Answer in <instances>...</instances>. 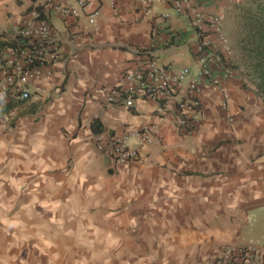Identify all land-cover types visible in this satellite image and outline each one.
Returning a JSON list of instances; mask_svg holds the SVG:
<instances>
[{
  "label": "crops",
  "instance_id": "0c3cea01",
  "mask_svg": "<svg viewBox=\"0 0 264 264\" xmlns=\"http://www.w3.org/2000/svg\"><path fill=\"white\" fill-rule=\"evenodd\" d=\"M139 1L89 0L92 25L84 13L47 17L63 51L55 86L9 120L0 110V264H212L225 245L262 243L264 99L238 71L225 82L224 108L199 79L203 118L183 135L174 125L178 93L131 108L105 103L135 64V48L172 71L196 69L188 15L152 0L169 16L143 17ZM233 1L190 3L223 23ZM31 3L0 0V31ZM93 118L107 135L152 125L161 143L117 164L96 149Z\"/></svg>",
  "mask_w": 264,
  "mask_h": 264
},
{
  "label": "built area",
  "instance_id": "2783aa9c",
  "mask_svg": "<svg viewBox=\"0 0 264 264\" xmlns=\"http://www.w3.org/2000/svg\"><path fill=\"white\" fill-rule=\"evenodd\" d=\"M31 6L17 21L0 31V110L6 120L15 114L18 104L33 99L42 100L54 82L53 64L63 57L61 47L55 44L54 29L48 16L77 18L83 13L87 24L92 25L97 10L86 11L89 0H31ZM177 13H186L193 29L195 45V70L186 66L172 71L164 66L148 49L135 48L136 62L122 73V82L107 89L106 104L120 103L131 108L136 99L150 98L166 101L180 94L175 104L174 125L183 135L189 132L202 118L199 98V79L207 80L211 89H217L221 107L226 106L225 82L234 75L228 61L230 46L221 31V14L205 15L190 0H164ZM152 0H140L143 17L166 18L168 13L157 14L152 9ZM212 35V39L207 36ZM214 64V67L212 66ZM0 117V118H2ZM230 120V118H229ZM132 139V144H130ZM93 141L98 151L106 153L117 164L140 160V150L161 143L159 131L152 125L128 129L120 135L94 134ZM264 239L261 244L243 243L223 246L213 258L212 264H264Z\"/></svg>",
  "mask_w": 264,
  "mask_h": 264
},
{
  "label": "trees",
  "instance_id": "16d2710c",
  "mask_svg": "<svg viewBox=\"0 0 264 264\" xmlns=\"http://www.w3.org/2000/svg\"><path fill=\"white\" fill-rule=\"evenodd\" d=\"M239 66L235 65L238 75L246 76L254 87V92L264 99V3L257 4L244 17L241 31L237 37ZM3 42L0 41V46ZM242 69L238 70V67ZM242 84L246 85L242 80ZM92 134L103 129L98 118H93L89 124Z\"/></svg>",
  "mask_w": 264,
  "mask_h": 264
},
{
  "label": "rangeland",
  "instance_id": "374dc122",
  "mask_svg": "<svg viewBox=\"0 0 264 264\" xmlns=\"http://www.w3.org/2000/svg\"><path fill=\"white\" fill-rule=\"evenodd\" d=\"M264 3V0H235L231 3L230 8L224 14V21L221 23V31L226 37L230 46L231 52L229 56V65L237 72L236 66H239V53L237 48V37L241 31V25L244 17L251 10L256 9L257 4ZM242 69L241 66L238 70ZM243 80L247 85H251V82L243 76ZM130 139V144H132Z\"/></svg>",
  "mask_w": 264,
  "mask_h": 264
}]
</instances>
